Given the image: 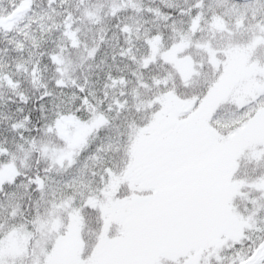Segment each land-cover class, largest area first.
Instances as JSON below:
<instances>
[{
  "label": "trees",
  "instance_id": "trees-1",
  "mask_svg": "<svg viewBox=\"0 0 264 264\" xmlns=\"http://www.w3.org/2000/svg\"><path fill=\"white\" fill-rule=\"evenodd\" d=\"M15 1L0 0V19ZM36 5L39 14L32 4L23 14L36 23L10 29L0 23V164L11 169L0 182V220L7 214L11 225L4 238L10 261L37 232L39 253L57 264L238 260L264 236V215L241 221L254 199H264V173L256 164L264 157V112L250 113V133L223 140L229 156L215 148L216 141L191 153L171 150L177 142H168L171 159L153 174L147 156L161 161L156 154L167 139L147 128L167 116L188 120L191 105L206 94L194 83L213 85L222 58L223 70L234 69L237 77L235 66H258V73L264 68V0ZM180 62L191 78L183 76ZM224 93L210 97L230 103ZM230 124L228 129L235 126ZM114 154L119 167L100 175L102 162ZM226 167L239 182L230 189L221 180ZM193 173L207 193L196 218L162 223L161 203ZM37 176L43 190L33 182ZM5 193L14 207H7ZM81 195L86 210L79 207Z\"/></svg>",
  "mask_w": 264,
  "mask_h": 264
},
{
  "label": "snow or ice",
  "instance_id": "snow-or-ice-1",
  "mask_svg": "<svg viewBox=\"0 0 264 264\" xmlns=\"http://www.w3.org/2000/svg\"><path fill=\"white\" fill-rule=\"evenodd\" d=\"M229 144L218 141L215 144V148L219 151L225 153L226 157L230 155L229 153ZM257 167L264 173V157H261L256 162ZM119 167V161L117 156L107 157L101 164V169L99 174L105 177L108 176L107 169H115ZM96 175V173H93ZM46 179V178H45ZM222 182L224 183L226 189H230L234 183H239L238 181L234 182L233 175L226 167L224 173L221 177ZM37 184L38 190H43L42 186L44 184V179L37 176L33 181ZM71 186V182H68ZM251 188H256L257 184H250ZM259 186L264 189V180L259 182ZM101 194V186L98 185L95 189V195L99 196ZM108 195L107 191L104 193ZM91 195V193H90ZM207 193L204 189L201 178L196 173L191 174L186 178V180L180 185L176 194L172 197H165L164 201L161 203L160 207L162 210V223L175 224L178 222H191L193 221L198 212L201 209V205L206 197ZM225 195H228L226 191ZM5 196L8 200L7 207L12 208L15 205L12 202V196L5 193ZM259 200V202H258ZM253 208L251 214L246 218L241 216V221L244 224L251 222L254 217L258 215H264V199H254L252 201ZM58 206H63V200L60 204H53L55 209ZM79 207L81 210L87 209L86 197L83 195L80 196ZM104 211L105 209H101ZM54 220V217H53ZM33 225L37 224L36 220H32ZM0 224H3L4 227L0 230V264H57L53 259H45L44 255L39 253L38 248L34 244V240L39 238V233L37 232L36 236L30 239V243L26 248H23L20 253L10 261L9 256L5 251V236L9 230L10 222L7 214L0 220ZM71 229V226H69ZM33 231H36L33 228ZM259 231H264V228L259 229ZM103 239V237H101ZM239 259L232 262V264H264V236H258L248 245L247 250L244 251L243 255L237 254ZM68 264H83V262H68ZM121 264H133V262H121ZM208 264H220L219 258H216L215 261L212 259L209 260Z\"/></svg>",
  "mask_w": 264,
  "mask_h": 264
},
{
  "label": "rangeland",
  "instance_id": "rangeland-1",
  "mask_svg": "<svg viewBox=\"0 0 264 264\" xmlns=\"http://www.w3.org/2000/svg\"><path fill=\"white\" fill-rule=\"evenodd\" d=\"M190 61V60H189ZM215 65V64H212ZM179 66L181 67V69L184 71V77L185 78H191L192 75L190 73H188V71L185 69V62H180ZM249 67V68H244L241 70V77L237 80L236 83H238L237 85L230 87L229 88V102L230 103H223L225 104L228 108H229V112L228 110L223 107H218L216 112H220L219 109H222L223 112H221V116L224 117L228 115V119L230 118L229 121L232 120L233 117H235L236 115H246L250 110H252L253 105L257 102V101H264V68L260 69V72L258 73V69ZM242 68L241 66L238 67V69ZM246 71H249L248 73ZM250 71H254L255 73H258V77L254 76V74L250 73ZM217 76V75H215ZM261 76V77H260ZM218 79L215 77V80ZM218 80H216V83H214L211 87V89H213V91L215 93L220 92V90H216L215 85L217 84ZM195 85H198L200 87H204L205 90H207L211 83H203L202 81L199 82H195ZM234 84V83H232ZM156 122L152 125H150L148 129H151V127L155 126ZM195 139L200 140L201 138H193L189 141V144L192 147H187L184 150L185 151H193L195 149L200 148L203 144V142H197L195 141ZM211 139H216V138H211ZM224 139V138H223ZM223 139H221L220 141L223 142ZM264 138H260L259 141H263ZM196 146V147H194ZM256 154L260 153V150H257V152H255ZM51 157L53 156V154H49ZM141 161H143V158H145V155L142 154V156L140 157ZM170 160V159H169ZM147 162L150 164H155V160L152 156H147ZM5 166V163H4ZM2 169V173L0 174V180L4 177H9L10 175V171L11 169L9 167H4ZM157 166H159L158 164H156L155 166L149 167V170H151V172H154V168H156ZM3 181V179L1 180ZM226 225V223H225Z\"/></svg>",
  "mask_w": 264,
  "mask_h": 264
},
{
  "label": "flooded vegetation",
  "instance_id": "flooded-vegetation-1",
  "mask_svg": "<svg viewBox=\"0 0 264 264\" xmlns=\"http://www.w3.org/2000/svg\"><path fill=\"white\" fill-rule=\"evenodd\" d=\"M5 24L10 25L13 23V20L11 21H5ZM227 77L229 79V82L236 81V73H234L232 70H226L223 74V65H222V71H221V77ZM235 79H232V78ZM222 88L220 89L223 91V81L220 83ZM206 107H208V103L204 102L201 104L199 110L196 112V114L193 116V118L189 121L188 125H184L181 123H173L168 121H163L159 123L153 132V137L157 138H165L167 141L165 145L161 146L162 152L167 153V144L170 143H178L180 138H223V134L215 130L214 127L211 125V123L207 119H203L201 117H197V114H201L205 111ZM253 130V124L251 125H242L238 130L231 136V138H242L247 133H250ZM197 142H203V139H195ZM212 142V141H211ZM192 147V146H191ZM196 147V146H194ZM199 149V148H198ZM195 149L194 151L198 150Z\"/></svg>",
  "mask_w": 264,
  "mask_h": 264
},
{
  "label": "water",
  "instance_id": "water-1",
  "mask_svg": "<svg viewBox=\"0 0 264 264\" xmlns=\"http://www.w3.org/2000/svg\"><path fill=\"white\" fill-rule=\"evenodd\" d=\"M17 11L18 10L13 11L12 15H10L8 18H10V19L13 18L16 15Z\"/></svg>",
  "mask_w": 264,
  "mask_h": 264
}]
</instances>
